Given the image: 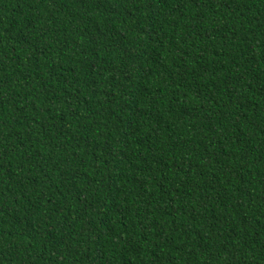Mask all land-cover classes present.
I'll use <instances>...</instances> for the list:
<instances>
[{
  "label": "trees",
  "instance_id": "16d2710c",
  "mask_svg": "<svg viewBox=\"0 0 264 264\" xmlns=\"http://www.w3.org/2000/svg\"><path fill=\"white\" fill-rule=\"evenodd\" d=\"M0 264H264V0H0Z\"/></svg>",
  "mask_w": 264,
  "mask_h": 264
}]
</instances>
